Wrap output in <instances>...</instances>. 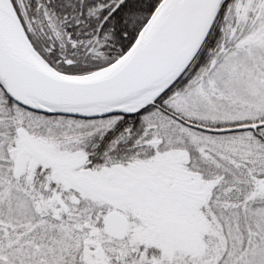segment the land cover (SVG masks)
I'll list each match as a JSON object with an SVG mask.
<instances>
[{
	"label": "snow or ice",
	"instance_id": "6c2138e0",
	"mask_svg": "<svg viewBox=\"0 0 264 264\" xmlns=\"http://www.w3.org/2000/svg\"><path fill=\"white\" fill-rule=\"evenodd\" d=\"M0 264H264V0H0Z\"/></svg>",
	"mask_w": 264,
	"mask_h": 264
}]
</instances>
